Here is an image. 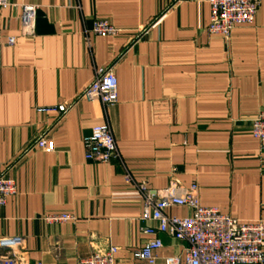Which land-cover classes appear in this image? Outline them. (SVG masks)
I'll use <instances>...</instances> for the list:
<instances>
[{
	"label": "crops",
	"instance_id": "crops-1",
	"mask_svg": "<svg viewBox=\"0 0 264 264\" xmlns=\"http://www.w3.org/2000/svg\"><path fill=\"white\" fill-rule=\"evenodd\" d=\"M11 1L0 7V177L18 192L0 209V238L24 239L23 263L77 264L116 247V264H147L137 257L149 239L141 227L155 224L141 221L127 172L154 191L195 182L201 205L264 221V147L251 128L264 111V0L229 39L208 33V0ZM21 5L38 8L34 36L20 34ZM94 20L120 33L88 44L83 31ZM98 69L118 80L107 109L81 98ZM57 105L68 109L36 111ZM101 124L121 162L85 158L84 138ZM41 136L54 151L35 145ZM46 214L75 220L46 224ZM160 238L156 264L183 253L185 242Z\"/></svg>",
	"mask_w": 264,
	"mask_h": 264
},
{
	"label": "built area",
	"instance_id": "built-area-1",
	"mask_svg": "<svg viewBox=\"0 0 264 264\" xmlns=\"http://www.w3.org/2000/svg\"><path fill=\"white\" fill-rule=\"evenodd\" d=\"M211 10L208 33L229 39L232 31L255 21L260 0H208ZM13 5L11 0H0V7ZM20 34L24 37L35 35L37 6L21 5ZM120 30L106 20H94L85 28L83 36L89 44L90 36H116ZM13 46L15 38H8ZM81 98L99 102L103 109L118 102V80L112 70L98 69L90 85ZM67 106L38 107L41 114H64ZM252 135L264 147V111L252 120ZM39 149L52 152L54 141L41 136L36 144ZM85 158L91 162L108 164L122 161L113 132L108 124L95 125L84 138ZM176 169L173 170V173ZM126 181L133 184L132 193L143 201L142 222H154V226L143 225L141 231L149 237L137 257L147 264H156L157 252L163 247L161 234H170L185 242L181 255L165 258V264H264V221L245 222L223 214L216 207H205L199 200V186L193 182L182 185L172 179L169 186L158 191L148 188L145 182L136 183L129 172ZM18 192L15 180L0 177V209L8 198ZM172 208H186L189 215L174 216ZM46 224H62L75 220L71 214H46ZM25 249L22 237L0 238V264H25L20 253ZM118 248L111 247L106 252H94L77 264H116Z\"/></svg>",
	"mask_w": 264,
	"mask_h": 264
}]
</instances>
